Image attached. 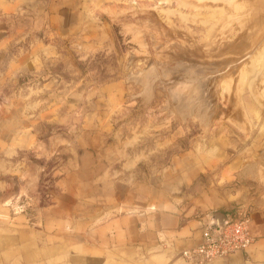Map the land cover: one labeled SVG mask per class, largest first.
Wrapping results in <instances>:
<instances>
[{
  "label": "crops",
  "instance_id": "0c3cea01",
  "mask_svg": "<svg viewBox=\"0 0 264 264\" xmlns=\"http://www.w3.org/2000/svg\"><path fill=\"white\" fill-rule=\"evenodd\" d=\"M45 4L0 0V174H23L26 167L13 156L17 147L36 144L40 124L63 126L71 139L62 154L56 155L57 149L48 154L38 186L40 232L29 226L27 212L12 215L1 204L0 264H192L180 252L201 241L206 214L236 209L248 214L254 240L205 264H264V188L241 177L237 182L243 161L217 160L219 155L205 164L198 151L194 172L188 150L166 158L162 143V148L137 147L123 139L121 126L108 119L119 110L118 81L86 93L85 101L69 89H47L51 80L4 89L18 75L43 66L37 53L52 50V40L46 45L43 39V21L59 32L75 26L77 0ZM78 101L81 115L72 111ZM40 168L31 161L27 170L33 174ZM199 175L196 201L186 206L177 189ZM222 176L233 181L219 185ZM3 188L0 182V196Z\"/></svg>",
  "mask_w": 264,
  "mask_h": 264
},
{
  "label": "rangeland",
  "instance_id": "374dc122",
  "mask_svg": "<svg viewBox=\"0 0 264 264\" xmlns=\"http://www.w3.org/2000/svg\"><path fill=\"white\" fill-rule=\"evenodd\" d=\"M231 1L236 0H77L76 8L79 11L74 28L59 32L43 21L42 25L47 32H44V42L47 45L49 39L52 40L51 51L47 47L37 53L36 62H41L43 66L22 76L18 75L4 89L9 92L18 89L21 84L29 87L51 80V87L47 89H54L57 93L69 89L78 94L77 99L85 101L86 93L99 91L104 83L118 81L121 92L117 105L119 110L109 114L108 119L112 122L115 120L121 126L123 139L131 140L130 143L137 147L139 143L141 146L162 148L159 146L162 143L165 145L166 158L188 150L190 169L194 172L198 151H201V160L206 161L205 164L207 161L213 162L219 155L221 157L217 160H228L235 156L244 163L241 166L242 175H237V182L242 178L253 186L264 188V97L259 92L258 97H252L249 90L251 77L242 83L246 76L245 65L260 46L257 49L251 47L252 44L250 48L241 47L235 62H229L232 60L234 43L241 38L237 36L248 30L245 27L242 32L240 27H236L238 24L234 23L232 25L235 30L230 32L231 36L225 34V21L234 22V15L245 9L242 6L237 11L233 10L237 2L232 5ZM219 5L226 10L224 21L218 17L219 9L214 14L208 11L209 6ZM236 30L235 38L233 34ZM256 63L259 67V62ZM142 74L147 76L146 82L151 81V97L142 93V83L146 80ZM195 74H198L197 77ZM161 77L163 80H158ZM165 77L168 79L166 82ZM141 80L144 81L140 83ZM178 83L187 86L184 87V93L190 95L189 100L193 90L190 100L192 111L189 109L191 113L186 112L187 108H182V101L176 103L177 98L172 99L169 94V88L173 84L177 87ZM197 97H200L199 101ZM204 99L206 104L202 101ZM80 101L72 109L74 114L81 115ZM203 106L208 114L204 123L197 114L194 115ZM36 129V144L26 150L17 147L13 156L16 162H22L26 167L23 174L6 171L0 174V182L4 185L0 209L3 204H7L12 215L27 212L29 226L40 232L42 224L37 222L36 206L40 202L38 186L45 171V163L51 159L48 156L50 151L54 154L57 149L56 155L63 153L68 146L65 145L66 141L71 136L63 126L55 129L43 123ZM211 141L216 142L215 147H212ZM203 142L210 146L198 147ZM31 161L41 165L33 174L27 170ZM202 179L201 175L194 176L188 186L182 185L177 189L176 195L184 199L186 206L195 203ZM229 181H233V178L222 176L217 184L224 185Z\"/></svg>",
  "mask_w": 264,
  "mask_h": 264
},
{
  "label": "bare ground",
  "instance_id": "6f19581e",
  "mask_svg": "<svg viewBox=\"0 0 264 264\" xmlns=\"http://www.w3.org/2000/svg\"><path fill=\"white\" fill-rule=\"evenodd\" d=\"M180 1V0H179ZM214 1H223V0H214ZM225 1H230V0H225ZM182 3H183V1H181ZM205 2H208V1H205ZM209 2H210V0H209ZM232 2V5L234 4V2H237V4L236 5H233V10H236L237 11V9H240L242 6H244L245 7V9L243 10V9H241V12H239V10H238V14H233L234 15V22H229V23H227L226 21H225V24H223L224 25V27H226V28H224V29H226V33L225 34H230V32H232L233 30H235V28H233V26L234 25H232V24H234V23H237L238 24V26H236V24H235V26L236 27H240L241 28V30L240 31H242V28H243V30L245 29V27L248 29L247 31H245V33L243 34L242 32V34H243V36H242V34H240V33H238V34H240L241 36H237V30L234 32V36H235V34H236V36H237V38H239V37H241V38H239V39H237L238 40V42H235L234 43V45H235V47H234V52H233V56L231 57L232 58V60H230L229 62H235V60H236V57L239 55V53H238V50H240V48L242 47H246V48H250V45L252 44V46L251 47H256V49L258 48V50L255 52V54L253 55V57H252V59H250V62H248L246 65H245V67H246V76H245V78L243 77V84L245 83V82H247V78L248 77H251V79H250V81H249V90H250V92H251V94H252V97H255V96H257L258 97V93L257 92H259L260 94H262L261 95V97H264L263 95H264V0H236V1H231ZM180 3V2H179ZM189 4V3H188ZM193 5V4H192ZM197 7H198V5H197ZM210 8V9H209ZM218 10L219 9V11H217V12H219V15H218V17L219 18H222V20H223V18H224V16L226 15L225 14V12H226V10H225V8L224 7H222V6H220L219 5V7H215V6H209L208 7V11L209 12H212L213 14H214V11L215 10ZM211 10V11H210ZM216 12V11H215ZM216 12V13H217ZM225 14V15H224ZM211 17L213 16L212 14L210 15ZM226 18V17H225ZM225 18H224V20H225ZM230 19V17L228 18V20ZM221 20V21H222ZM223 20V21H224ZM232 20H233V18H232ZM223 23V22H222ZM221 23V24H222ZM226 24H228V25H226ZM230 24V25H229ZM220 25V24H219ZM237 28V29H238ZM216 29V28H215ZM222 29V28H221ZM217 30V29H216ZM223 30V29H222ZM240 31H238V32H240ZM223 32V31H222ZM250 32H252V34H249ZM248 33V34H247ZM221 36V35H220ZM227 36V35H226ZM230 36H231V34H230ZM236 36H235V38H236ZM176 47H178V46H176ZM186 47V46H185ZM189 48L192 50V48L189 46ZM188 52V51H187ZM186 52V53H187ZM171 53V52H170ZM191 53V52H190ZM187 55H189V54H187ZM230 55V54H229ZM228 55V56H229ZM245 55V54H244ZM247 56V55H246ZM245 56V57H246ZM183 57V56H182ZM185 57V56H184ZM171 58V57H170ZM242 58V57H241ZM185 59V58H184ZM187 59H188V56H187ZM191 59V58H190ZM189 59V60H190ZM179 61V60H178ZM193 61V60H192ZM194 61H195V59H194ZM256 62H259V67H257L258 65H257V63ZM177 63V62H176ZM184 63V62H183ZM194 63V62H193ZM159 64V63H158ZM192 64V63H191ZM232 64V63H231ZM177 65H178V63H177ZM183 65V64H182ZM185 65V64H184ZM227 65V67H228V63L226 64ZM226 65H224L225 67H226ZM243 65V66H244ZM180 66V65H179ZM187 64H186V68H187ZM196 66V65H195ZM204 66V65H203ZM152 67V66H151ZM165 67V66H164ZM182 67V66H181ZM184 67V66H183ZM223 67V66H222ZM221 67V68H222ZM153 68H155V67H153ZM152 68V69H153ZM161 68H162V66H161ZM160 68V70H162ZM167 68V67H166ZM195 68H197V67H195ZM217 68V67H216ZM229 68H231V66L229 67ZM228 68V69H229ZM241 68V67H240ZM149 70H151L150 68H148ZM192 69H193V67H192ZM218 69H219V67H218ZM223 69H224V67H223ZM234 69V68H233ZM146 70V69H145ZM148 70V71H149ZM163 70H164V68H163ZM167 70H170V69H167ZM172 70V69H171ZM190 70V69H189ZM195 71H196V69H194ZM198 70V69H197ZM205 70V69H204ZM164 71H166V70H164ZM220 71H221V69H220ZM143 72H144V70H143ZM154 72V71H153ZM156 72V71H155ZM160 72V71H159ZM163 72V71H162ZM161 72V73H162ZM172 72V71H171ZM186 72V71H185ZM189 72V71H188ZM192 72H193V70H192ZM191 72V73H192ZM164 74H165V72H163ZM181 73V72H180ZM140 74V73H139ZM146 74V73H145ZM154 74V73H153ZM182 74V73H181ZM189 74H190V72H189ZM199 74V73H198ZM197 74V75H198ZM203 74V73H202ZM141 75V74H140ZM143 76H144V74H142ZM148 75H149V73H148ZM155 75V74H154ZM157 75H158V73H157ZM197 75L195 74V76L197 77ZM133 76H135L134 74H133ZM152 75L150 74V77H151ZM159 76V75H158ZM185 76H187V75H185ZM190 76H191V74H190ZM131 77V76H130ZM136 77H138V76H136ZM141 77V76H140ZM145 77H147L146 75L143 77V79H146ZM150 77H149V79H150ZM156 77V76H155ZM167 77V76H166ZM166 77H165V82H166V80H168V79H166ZM168 77H169V75H168ZM167 77V78H168ZM188 77H189V75H188ZM202 77V76H201ZM200 77V78H201ZM204 77H205V75H204ZM187 78V77H186ZM194 78V77H193ZM159 79H162V77L161 78H158V80ZM170 79V78H169ZM178 79V78H177ZM203 78H201V81H202V83H203V80H202ZM163 80V79H162ZM191 80V79H190ZM193 80H195V79H193ZM196 80H198V79H196ZM234 80H236V78L234 79ZM144 80H141L140 81V83H142ZM147 81V79L144 81V83H142L143 85V87H144V90L142 91V93H143V95H145V96H150L151 97V95H149L151 92H150V86L151 85H149V84H151L149 81L148 82H146ZM153 81H154V79H153ZM152 81V82H153ZM175 81H176V79H175ZM187 81H188V79H187ZM237 81V80H236ZM256 81H258V83L256 82ZM139 82V81H138ZM162 82V81H161ZM168 82H170V81H168ZM178 82V81H177ZM198 82V81H197ZM200 82V81H199ZM206 82V81H205ZM215 82V81H214ZM238 82V81H237ZM190 83V82H189ZM194 83V82H193ZM202 83H201V85H202ZM207 83V82H206ZM241 83V84H242ZM163 84H164V82H163ZM192 84V83H191ZM204 84V83H203ZM167 85V84H166ZM176 85H177V83H176ZM176 85H175V87H176ZM198 85V84H197ZM238 85V84H237ZM257 85V86H256ZM163 86V85H162ZM169 86H170V84H169ZM173 87L172 88H169V89H171L170 90V95H171V97H172V99H173V97L174 98H177L176 100L177 101H175L176 103L178 102V100L179 101H182L181 102V106H182V108L184 107L185 109L187 108V110H186V112L188 113V111H189V113H191L190 112V110L192 109L191 107L192 106H190V100H191V98H192V94H193V90H192V94H191V98H190V100H189V96L190 95H186L185 93H184V87L186 86L185 84H179L178 83V86L175 88L174 87V84L172 85ZM196 86V85H195ZM207 86V85H206ZM205 86V87H206ZM217 86V85H216ZM241 86V85H240ZM260 88H259V87ZM166 87V86H165ZM164 87V88H165ZM167 87H168V85H167ZM199 87V86H198ZM233 87V86H232ZM175 88V89H174ZM186 88H187V86H186ZM258 88V89H257ZM167 89V88H166ZM192 89V88H191ZM188 90H189V87H188ZM196 90H197V87H196ZM240 90V89H239ZM239 90H238V92H239ZM169 91V90H168ZM167 91V92H168ZM207 91V88H206V90H205V92ZM189 92H191V90L189 91ZM201 92V91H200ZM199 92V93H200ZM203 92V91H202ZM141 93V92H140ZM188 93V92H187ZM198 93V94H199ZM208 94V93H207ZM142 95V94H141ZM206 95V94H205ZM196 96V95H195ZM260 96V95H259ZM148 97H147V99H148ZM261 97H259L260 99H262ZM179 98H181V100L179 99ZM194 98V97H193ZM196 98V97H195ZM198 98V97H197ZM200 98V97H199ZM199 98H198V101H199ZM171 99V98H170ZM203 99V98H202ZM208 99V98H207ZM258 99V98H257ZM194 100V99H193ZM255 100V99H254ZM196 101V100H195ZM195 101H194V103H195ZM197 101V102H198ZM202 101H205L204 102V104H206V100L204 99V100H202ZM208 101H210V100H208ZM211 102V101H210ZM209 102V104H211ZM194 103H191V104H193L194 105ZM201 103V102H200ZM200 103H199V105H200ZM257 103V102H256ZM176 105V104H175ZM178 105H179V103H178ZM203 105V104H202ZM206 106V105H205ZM177 108V107H176ZM178 108H179V106H178ZM181 108V107H180ZM197 109H199V107H196ZM195 108V110H197ZM208 108V107H207ZM190 109V110H189ZM180 111H181V109H180ZM183 111V110H182ZM192 111V110H191ZM177 112H179V110L177 111ZM217 112V111H216ZM185 113V112H184ZM194 113V112H193ZM215 113V112H214ZM186 114V113H185ZM195 114H197L202 120H203V123L204 122H206L207 120H206V117L208 116V114L206 115V108L203 106V108H200L199 109V111H197L196 113H194V115ZM184 115V114H183ZM191 115V114H190ZM197 116V117H198ZM183 117V116H182ZM196 117V116H195ZM196 117V118H197ZM199 117L197 118V119H199ZM200 120V119H199ZM264 149V148H263ZM262 152V151H261ZM260 154V153H259ZM262 155L264 156V152H262ZM261 157V156H260ZM263 158V157H262ZM257 162H258V160H257ZM261 162V161H260ZM243 171V170H242ZM247 171V170H246ZM245 171V172H246Z\"/></svg>",
  "mask_w": 264,
  "mask_h": 264
},
{
  "label": "built area",
  "instance_id": "2783aa9c",
  "mask_svg": "<svg viewBox=\"0 0 264 264\" xmlns=\"http://www.w3.org/2000/svg\"><path fill=\"white\" fill-rule=\"evenodd\" d=\"M220 213L223 220L213 214ZM245 210L211 212L206 214V224L201 241L181 250L180 257L192 264H205L211 260L227 257L235 250L246 248L253 240Z\"/></svg>",
  "mask_w": 264,
  "mask_h": 264
},
{
  "label": "water",
  "instance_id": "95a60500",
  "mask_svg": "<svg viewBox=\"0 0 264 264\" xmlns=\"http://www.w3.org/2000/svg\"><path fill=\"white\" fill-rule=\"evenodd\" d=\"M213 215L218 217L220 222L223 220V216L220 213H215Z\"/></svg>",
  "mask_w": 264,
  "mask_h": 264
}]
</instances>
